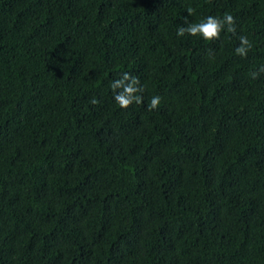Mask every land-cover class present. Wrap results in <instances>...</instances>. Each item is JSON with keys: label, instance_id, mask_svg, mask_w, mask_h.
I'll return each mask as SVG.
<instances>
[{"label": "trees", "instance_id": "16d2710c", "mask_svg": "<svg viewBox=\"0 0 264 264\" xmlns=\"http://www.w3.org/2000/svg\"><path fill=\"white\" fill-rule=\"evenodd\" d=\"M261 66L264 0H0V264H264Z\"/></svg>", "mask_w": 264, "mask_h": 264}, {"label": "clouds", "instance_id": "9594fccd", "mask_svg": "<svg viewBox=\"0 0 264 264\" xmlns=\"http://www.w3.org/2000/svg\"><path fill=\"white\" fill-rule=\"evenodd\" d=\"M194 11L193 8L187 9L190 16L193 15ZM225 30L228 33H236V22L231 13H225L223 17L208 15L199 23H187V26H179L177 29V36L182 37L185 34H188L212 42L220 39L221 33ZM252 46L253 44L247 36H240L239 46L235 48V53L241 57H246ZM259 71L264 72V66H261ZM257 76V72L251 73L253 79H256ZM110 88L115 93L114 100L121 109H127L133 104H141L143 102V96L141 93H143L144 88L141 85L139 78L129 72H124L118 79L113 80L110 83ZM97 102L98 101L95 98L91 101L93 104H96ZM160 102V96H153L148 105L149 110L157 109Z\"/></svg>", "mask_w": 264, "mask_h": 264}]
</instances>
